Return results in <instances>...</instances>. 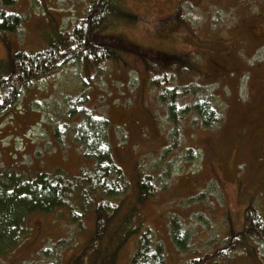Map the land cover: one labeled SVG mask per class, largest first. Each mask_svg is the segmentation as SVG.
Returning <instances> with one entry per match:
<instances>
[{
  "label": "rangeland",
  "instance_id": "rangeland-1",
  "mask_svg": "<svg viewBox=\"0 0 264 264\" xmlns=\"http://www.w3.org/2000/svg\"><path fill=\"white\" fill-rule=\"evenodd\" d=\"M89 2L0 0V15L15 12L22 20L0 35V79L11 69V51L40 50L60 39ZM105 17L97 42L113 51L110 59L53 70L0 114V174L59 168L75 174L86 160L71 133L68 101L86 96L82 103L107 117L112 154L130 180L117 221L136 206L138 164L158 186L138 208L167 264H185L194 254L207 264H264L261 242L253 243L254 253L236 247L225 262L218 248L223 242L228 248V235L242 228L247 206L264 217V0H115ZM156 74L169 75L167 86L195 83L196 97L218 108L220 122L204 128L192 120L195 114L169 120ZM191 99L190 93L176 98L179 107ZM57 129L61 138L54 137ZM170 217L187 233L190 250L175 245ZM94 222L88 212L80 225L73 223L63 207L33 212L26 235L0 254V264H127L135 238L119 246L113 222L100 243H91Z\"/></svg>",
  "mask_w": 264,
  "mask_h": 264
},
{
  "label": "trees",
  "instance_id": "trees-1",
  "mask_svg": "<svg viewBox=\"0 0 264 264\" xmlns=\"http://www.w3.org/2000/svg\"><path fill=\"white\" fill-rule=\"evenodd\" d=\"M114 1L90 0L88 11L81 21L70 30H63L60 39L47 43L43 49L26 51L21 48L11 51L9 57L11 69L0 79V114L13 107L24 89L51 71L74 64L77 60L87 62L90 66L91 64L101 66L110 59L113 51L97 42L103 34L97 35L96 32L104 24L109 3L113 4ZM21 21L19 14L4 12L0 17L2 32L0 35L10 34ZM77 48L83 52H76ZM147 64L149 66V62ZM160 71L161 69H158L156 73ZM162 74H156L153 79L157 80L155 87L161 89L160 100L167 103L169 120L177 122L182 116L195 114L192 120L195 123L200 121V126L204 128L213 127L216 121L220 122L221 113L218 108L209 99L198 100L200 96L196 97L200 92L195 83L187 84L184 86L187 88L184 89L177 85L167 86L165 83L169 75L161 78ZM180 93L191 94L189 105L178 106L176 98ZM86 99V96L82 95L68 101L67 115L72 121L70 124L73 125L71 133L82 146L81 155L86 160L75 174L67 173L61 168L55 172L38 170L27 176L13 172L0 174V254L9 253L19 246V242L29 230L26 227L29 214L50 213L63 207L69 220L78 225L81 224L83 214L88 212L94 214L93 234L89 238L91 243L95 240L100 243L101 238L109 234L113 222L115 235L120 234L119 246L126 238H135L136 245L129 255L127 264H167L162 244L154 239L153 230L145 224L138 208L146 201L147 196H152L158 188L153 183V175L149 170H143L136 164L138 187L136 206L126 213L123 220L117 221L116 215L122 210L123 197L130 189V180L112 154L108 134L110 123L107 117L98 113L95 107L87 108L82 103ZM61 126L66 124L63 123ZM57 130L54 137L61 138V129ZM191 152L193 153V149ZM243 214L242 228L226 238L228 248L224 242L218 247L222 248L220 251L224 262L228 261L227 257L232 256L236 247H241V251L250 249L254 253L253 243L258 241L264 244L263 215L252 205L247 206ZM168 224L171 238L177 248L183 251L190 250L187 233L181 229L178 219L170 217ZM115 235L113 233L111 236ZM203 257V254L191 255L185 264H207ZM215 261L220 263V258L213 262ZM105 264L111 263L105 261Z\"/></svg>",
  "mask_w": 264,
  "mask_h": 264
}]
</instances>
